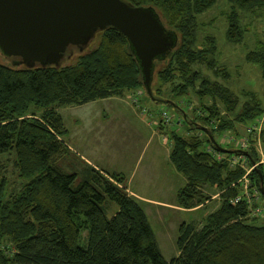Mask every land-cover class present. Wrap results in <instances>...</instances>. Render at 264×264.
<instances>
[{
	"label": "trees",
	"instance_id": "16d2710c",
	"mask_svg": "<svg viewBox=\"0 0 264 264\" xmlns=\"http://www.w3.org/2000/svg\"><path fill=\"white\" fill-rule=\"evenodd\" d=\"M126 1L153 6L165 26L178 35L170 54L155 61L153 98L147 94L155 103H164L168 101L162 96H171L164 94L163 87L168 86L176 100L189 99L194 93L206 113H195L202 120L196 122L173 99L169 103L181 109L183 123L195 132L181 134L176 128L160 127L172 142L169 158L175 171L186 178L176 192L177 203L195 208L219 192L220 204L207 217L205 227L181 223L179 254L168 261L142 200L128 191L126 176L82 162L68 148L58 106L121 97L140 88L146 91L126 36L108 27L84 51L75 49L60 67L28 68L16 59H0V156L14 155L22 185L10 191L8 180H0V244L8 249L11 242L17 249L12 256L0 249V264H264V223H254L257 218L251 217L245 199L232 202L241 193L245 169L240 164L252 166L260 159L259 152L253 145L247 154L234 144L225 147L216 136L228 129L240 135L234 123L254 121L264 112V103L253 92L242 94L230 87V72L216 58L215 35L201 36L205 24L199 16L217 0ZM229 1L237 9L232 12L227 38L240 42L244 30L237 22L239 12L264 7V0ZM247 60L260 66L264 78V42L247 54ZM132 106L138 117L152 116L145 107ZM261 142L264 147V128ZM233 155H243L234 168ZM260 175L264 178L263 164L249 178L264 196ZM108 203L118 205L111 217Z\"/></svg>",
	"mask_w": 264,
	"mask_h": 264
},
{
	"label": "rangeland",
	"instance_id": "374dc122",
	"mask_svg": "<svg viewBox=\"0 0 264 264\" xmlns=\"http://www.w3.org/2000/svg\"><path fill=\"white\" fill-rule=\"evenodd\" d=\"M236 9L229 0H217L209 10L199 16L200 21L205 24V27L201 29V36H204V34L215 35L218 47L216 58L219 65L227 68L230 72V79L227 82L230 87L242 94L246 91L253 92L264 103V78L261 68L259 65L247 60V54L257 49L260 42H264V7L257 8L254 11L239 12L241 16L238 15L237 22L244 30V38L240 42H232L227 38V30L230 26L232 12ZM4 58L7 60L0 52V59ZM8 62L11 63L10 61ZM200 70L203 73H207V76L212 79H216L206 68H200ZM144 90L140 88L127 92L121 97L114 96L106 100L97 99L82 105H60L58 110L67 128L64 141L73 152V155L78 156L82 162L90 159L89 161H92L100 169L107 172L124 174L126 176L125 184H128L130 190L138 195L155 198L174 205L173 207H165L157 205L159 203L146 204V211L148 210L160 248L164 256L171 260L172 257L178 255L177 237L181 223L193 222L197 228L205 227L207 217L218 208L220 199L207 200L206 203L197 209L183 207L177 203L176 192L181 188V184L179 178L174 177L172 173L179 175L181 178L183 177L171 166L169 153L172 142L163 134V130L160 127L162 124L165 125L167 131L176 128L175 130L181 134H187V131L193 134L195 131L189 130L183 123L181 117L183 112L181 109L169 102L155 103ZM163 92L166 96L169 95L168 97L171 96L172 98L162 96L163 100L173 101V99H177L169 94L168 86L163 87ZM190 97V100L182 98L176 101L179 102L181 108L186 110L190 117H195V113L198 114L202 111V106L194 93ZM207 103L210 104L211 99ZM133 104L145 107L152 113V116L148 115L144 119L142 117L136 118V120H140V128H138L139 131L134 137L129 134V130L126 127L127 120L129 118L133 120L132 116L136 117V115L134 116L136 110L132 106ZM126 110H128L127 114ZM156 112H159V114ZM263 113L250 123L235 122V128L240 135L234 134L236 131L233 129H228L224 133L217 134V140L226 147L227 145L222 143L224 141L223 135H225V138L231 135L239 138L245 136L248 134V128L252 125L254 126ZM195 118L197 119L196 122L202 121L199 117ZM230 118L233 120V117ZM147 119L152 122V124L150 123L151 125H149ZM162 120H164V123ZM150 132H156L163 140V148L161 149V151L164 149L163 155H158L157 158H160L161 163L159 172L163 174V178H166V180H160L159 175L156 177L152 171L151 167L154 165V162L150 164L152 147L149 148L147 146ZM155 136L153 139H155ZM262 148V153L257 150L260 155L258 161L262 158V162H264L263 145ZM154 149L156 148L154 147ZM164 157L166 159L162 161ZM154 161L156 163L155 159ZM260 164L264 165V163ZM240 165L242 168L247 167L246 162ZM80 166H84V163H80ZM231 167L234 168V165ZM251 170L252 167L248 168V171ZM18 175V170L14 165V155L5 154L0 156V180L3 177L8 180V190L16 191L20 189L22 185ZM131 176L132 179L128 183V179ZM240 180L243 182L244 178L242 177ZM182 182L183 185V179ZM256 189L249 175L248 187H245L244 184L240 186L243 195L252 196L249 209L251 217L257 218L254 223L263 224L264 196ZM257 209L259 211L262 209L260 214H257V212L255 214L251 213ZM117 210L118 205L116 203H108L107 213L109 217ZM86 234L87 231H84L83 235ZM14 248L16 249L15 244L11 243L10 256H12Z\"/></svg>",
	"mask_w": 264,
	"mask_h": 264
},
{
	"label": "water",
	"instance_id": "95a60500",
	"mask_svg": "<svg viewBox=\"0 0 264 264\" xmlns=\"http://www.w3.org/2000/svg\"><path fill=\"white\" fill-rule=\"evenodd\" d=\"M108 27L126 36L153 98L155 61L166 58L178 43L177 33L153 6L126 0H0V52L28 68L60 67ZM260 179L264 194L262 175Z\"/></svg>",
	"mask_w": 264,
	"mask_h": 264
},
{
	"label": "built area",
	"instance_id": "2783aa9c",
	"mask_svg": "<svg viewBox=\"0 0 264 264\" xmlns=\"http://www.w3.org/2000/svg\"><path fill=\"white\" fill-rule=\"evenodd\" d=\"M204 113V114H203ZM199 114L201 115H205L206 113L201 111ZM212 123H214V120L212 121ZM264 128V113L263 115L257 120V122L255 123V125L250 126L248 128V134H246L245 136L239 138L236 137L235 135H231L230 137L225 138V135H223L224 141L222 143H225L226 145L229 144H234L236 147H238L239 149H242L243 151H246L250 145H253L254 148H256V150L260 151L261 153L263 152V148H262V142H261V131ZM251 139H253L254 141L252 142ZM208 151L213 152V154L217 157V158H223V154L215 151L212 147H208L207 148ZM243 156V155H242ZM242 156L239 155H233L232 158L230 159L231 164L232 165H236V164H240V159L242 158ZM260 163H264L262 162V158L260 161H257L256 163H253L252 166L250 167H244L245 169V174L243 175L244 181L242 182V184H244L245 187H248V175L251 174V172L260 164ZM251 171H248V168H251ZM241 181V180H240ZM242 186V185H241ZM256 191H258L256 189ZM245 199L248 207L250 208L251 206V202H252V196L248 197L247 195H243L242 193H240L237 197H235L232 202L236 203L239 200H243ZM262 210V209H261ZM261 210L259 211L254 210L253 212H251L252 214H255L257 212V214L261 213ZM8 249L5 247L4 244H0V249L5 250V252L8 253L10 247H11V243H7ZM17 249L14 248V251H16Z\"/></svg>",
	"mask_w": 264,
	"mask_h": 264
},
{
	"label": "crops",
	"instance_id": "0c3cea01",
	"mask_svg": "<svg viewBox=\"0 0 264 264\" xmlns=\"http://www.w3.org/2000/svg\"><path fill=\"white\" fill-rule=\"evenodd\" d=\"M106 100V99H105ZM135 111V110H134ZM127 112H128V110H126V114H127ZM136 113V114H135ZM135 113H134V116L136 115V117H133L132 116V118H133V120H131V118H129L128 120H127V122H126V127L128 128V132H129V134L131 135V136H135L136 135V133L139 131V129L138 128H140V120H136V118L138 117V113L135 111ZM128 116V115H127ZM125 118H127V117H125ZM155 135H157V136H155ZM153 136V137H152ZM154 136H155V139H153L154 138ZM149 148L150 147H152V149H151V162H150V164H152L153 162H154V165H152V171H153V173L156 175V177H157V175H159V179L160 180H162V179H165L166 180V178H163V174H161L160 172H159V169H160V165H161V163H160V158H157V156L158 155H163L162 153H163V150L161 151V149L163 148V140H162V138H161V136H159L158 134H156V132H150L149 133V138H148V145H147ZM154 147L157 149L158 148V150H156V149H154ZM86 159V158H85ZM154 159L156 160V163H155V161H154ZM166 158L164 157L163 159H162V161H164ZM90 159H86V161H88V163L89 164H91V165H93L94 167H96V168H99L98 166H96L92 161H89ZM172 166V168L175 170V168L173 167V165H171ZM100 169V168H99ZM102 170V169H101ZM104 171V170H103ZM172 173V172H171ZM178 173V172H177ZM180 174V173H179ZM172 175L174 176V177H178L179 178V180H180V184L182 185V179L184 180V184L182 185V186H184L185 185V183H186V178L185 177H183L181 174V176L183 177V178H181V177H179V175H177V174H173L172 173ZM133 176V175H132ZM132 176L128 179V183L130 182V180L132 179ZM127 185V187H128V191H129V193L130 194H132V195H134V196H136V197H138L139 199H141L142 200V202H143V204H144V208H145V211H146V204H152V203H159V204H157V205H161V206H165V207H169V206H171V207H173L174 205H170L168 202H165V201H161V200H158V199H155V198H148V197H145V196H143V195H138V194H136L135 192H133V191H131L130 190V188H129V186H128V184H126ZM180 185V187H182ZM211 195H212V197H211V199H216V198H218V200H219V192H217V193H211ZM207 202V201H206ZM205 202V203H206ZM152 206V205H151ZM202 205H200V206H198V207H195V209H197V208H199V207H201ZM146 213L148 214V210L146 211ZM148 216H149V214H148ZM156 237H157V235H156ZM157 241H158V239H157ZM158 245H159V242H158ZM159 248H160V245H159ZM160 250H161V248H160ZM161 252H162V250H161ZM162 254H163V252H162ZM163 256H164V254H163ZM177 256V255H176ZM175 256V257H176ZM165 257V256H164ZM166 258V257H165ZM172 258H174V257H172ZM167 259V258H166ZM168 261H170V259H167Z\"/></svg>",
	"mask_w": 264,
	"mask_h": 264
},
{
	"label": "clouds",
	"instance_id": "9594fccd",
	"mask_svg": "<svg viewBox=\"0 0 264 264\" xmlns=\"http://www.w3.org/2000/svg\"><path fill=\"white\" fill-rule=\"evenodd\" d=\"M178 254H179V251H178Z\"/></svg>",
	"mask_w": 264,
	"mask_h": 264
}]
</instances>
